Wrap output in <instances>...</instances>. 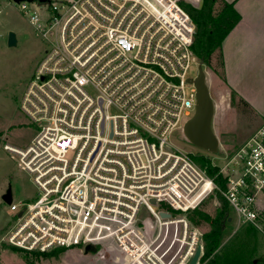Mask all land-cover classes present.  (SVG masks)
I'll use <instances>...</instances> for the list:
<instances>
[{
  "label": "built area",
  "instance_id": "built-area-1",
  "mask_svg": "<svg viewBox=\"0 0 264 264\" xmlns=\"http://www.w3.org/2000/svg\"><path fill=\"white\" fill-rule=\"evenodd\" d=\"M32 3L20 9L47 48L20 107L37 129L26 147L4 149L39 195L10 203L18 218L4 242L84 254L92 245L107 264H191L202 243L188 213L210 193L262 229L264 120L212 161L214 176L171 139L195 113L189 79L200 64L181 0Z\"/></svg>",
  "mask_w": 264,
  "mask_h": 264
},
{
  "label": "rangeland",
  "instance_id": "rangeland-1",
  "mask_svg": "<svg viewBox=\"0 0 264 264\" xmlns=\"http://www.w3.org/2000/svg\"><path fill=\"white\" fill-rule=\"evenodd\" d=\"M181 1L200 8L204 0ZM34 6L30 2V8ZM10 31L16 33L17 44L14 46L8 44ZM246 34L254 44L259 41L253 39L252 33ZM252 47L256 50L254 55L251 52L244 55L236 49L235 53H231L228 49V69L223 49L222 53L215 50L210 65L198 60L203 64L206 82L215 104L212 127L220 140L219 150L212 153L196 146L186 138L183 128L174 131L171 139L181 148L191 151L194 160L206 171L207 168L202 165L203 156L210 157L212 163L218 156L231 154L264 120V46L258 44L257 48ZM46 48V41L37 34L28 15L20 9V4L14 0H0V264H97V255L103 256L100 250L87 254L79 249L61 247L54 252L26 251L13 248L3 241L4 234L18 218L16 211L11 210L10 204L3 200V194L9 191L12 201L16 203L33 202L39 195L31 175L19 165L18 156L5 150L4 144L26 147L36 133L37 126L21 111L20 105ZM198 73L199 66L191 70L190 74L197 76ZM260 200L264 206V195ZM221 204L219 193H210L197 208L214 216ZM230 217L232 220L225 224L221 245L210 257H202L200 264H209L212 258L218 264H264L263 219L260 220V229L249 223L239 224L232 209H229ZM191 223L198 228L203 245V235L210 231L211 226L206 222L201 225ZM86 256H90V259ZM106 261H113L109 254ZM99 262L104 263L103 260Z\"/></svg>",
  "mask_w": 264,
  "mask_h": 264
},
{
  "label": "trees",
  "instance_id": "trees-1",
  "mask_svg": "<svg viewBox=\"0 0 264 264\" xmlns=\"http://www.w3.org/2000/svg\"><path fill=\"white\" fill-rule=\"evenodd\" d=\"M181 4L189 12L197 26L193 50L202 62L210 65L213 53L215 50L222 53L225 38L239 22L241 16L234 8V3L226 0H204L200 8L189 6L183 1ZM215 4L217 7L214 8ZM244 103L248 104L246 101ZM202 161V165L207 168L210 175L217 174V168L211 163L210 157L203 156ZM220 197L222 204L216 215H210L200 208L193 209L188 213L190 221L194 224L201 225L206 222L211 226L210 231L203 235L204 259L210 257L221 245L225 224L229 221V209L231 210V208L228 202L222 196ZM13 248L17 249L18 247L13 246ZM51 251L59 250L56 248ZM208 263L218 264L214 258L209 259Z\"/></svg>",
  "mask_w": 264,
  "mask_h": 264
},
{
  "label": "water",
  "instance_id": "water-1",
  "mask_svg": "<svg viewBox=\"0 0 264 264\" xmlns=\"http://www.w3.org/2000/svg\"><path fill=\"white\" fill-rule=\"evenodd\" d=\"M19 3L21 1H30L33 0H14ZM38 4L51 3L53 0H36ZM8 44L14 46L17 44L16 33L10 31L8 34ZM190 82L194 83L197 89V102L195 113L190 117L183 126V133L186 138L195 144L196 146L212 152L217 153L219 150L220 140L216 132L212 127L213 117L215 113V104L213 98L209 91V86L206 82V73L203 69V64H199V73L195 77L189 79ZM3 200L7 203H12V195L8 191L3 194ZM155 199L152 200V203H155ZM21 213H19L20 215ZM164 217H169L170 214L166 212L161 213ZM232 218H229L231 221ZM86 253L94 251L95 248L92 245L86 246ZM203 246L199 244L195 251V254L191 260V264H196L202 253Z\"/></svg>",
  "mask_w": 264,
  "mask_h": 264
},
{
  "label": "crops",
  "instance_id": "crops-1",
  "mask_svg": "<svg viewBox=\"0 0 264 264\" xmlns=\"http://www.w3.org/2000/svg\"><path fill=\"white\" fill-rule=\"evenodd\" d=\"M228 2L234 3V8L240 14L241 18L239 22L230 31L228 36L223 42V54L225 56L227 69H228V49L231 53H235V49L245 53L251 52L253 55L256 54V50H253L252 45L257 48L258 44L264 46V0H226ZM246 33H252L253 39H259L254 44L251 37H248ZM242 46H241V44ZM247 45V46H246ZM249 48V51L247 50ZM226 48V50H225ZM248 55V54H247ZM246 57V56H245ZM250 57V56H248ZM255 106L254 104H252ZM256 107V106H255ZM257 108V107H256ZM255 227L252 224H248ZM257 228V227H255ZM90 259V256H86ZM97 264H104L96 260ZM87 264V263H86ZM106 264V263H105Z\"/></svg>",
  "mask_w": 264,
  "mask_h": 264
},
{
  "label": "flooded vegetation",
  "instance_id": "flooded-vegetation-1",
  "mask_svg": "<svg viewBox=\"0 0 264 264\" xmlns=\"http://www.w3.org/2000/svg\"><path fill=\"white\" fill-rule=\"evenodd\" d=\"M97 256L99 260H104V257H101L99 254Z\"/></svg>",
  "mask_w": 264,
  "mask_h": 264
}]
</instances>
